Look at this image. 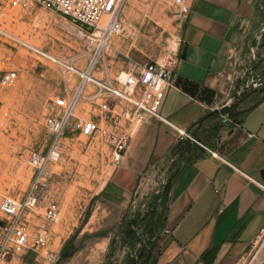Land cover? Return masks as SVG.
<instances>
[{"label":"rangeland","instance_id":"obj_1","mask_svg":"<svg viewBox=\"0 0 264 264\" xmlns=\"http://www.w3.org/2000/svg\"><path fill=\"white\" fill-rule=\"evenodd\" d=\"M253 11L251 29L231 54L223 75L226 87L218 108L229 119L234 109L242 113L264 97V0H253ZM120 19L122 35L112 39V49L101 55L97 78L104 67L113 78L130 60L175 59L184 17L174 0H127ZM0 27L54 57L74 59L80 69L86 67L95 46L77 27L40 6L22 11L11 9L9 0H0ZM10 70L17 71L19 79L12 88H0V195L22 196L33 177L26 152L47 149L44 117L51 101L67 93L54 66L40 64L0 40V78ZM67 136L59 162L46 173L35 211L40 224L45 202L59 207L60 223L51 229L48 246L57 253L55 264H130L134 259L140 264L139 251L150 248L162 231L165 188L176 168H161L156 183L132 198L125 210L118 209L103 200L101 192L116 168L107 149L98 141ZM127 231L134 239L126 237ZM261 249L255 263L264 259V246Z\"/></svg>","mask_w":264,"mask_h":264},{"label":"crops","instance_id":"obj_2","mask_svg":"<svg viewBox=\"0 0 264 264\" xmlns=\"http://www.w3.org/2000/svg\"><path fill=\"white\" fill-rule=\"evenodd\" d=\"M183 1L189 14L159 113L194 142L163 124L139 125L103 200L125 210L161 168L174 166L153 264H264L250 262L264 229V97L230 119L218 108L227 63L253 23V0Z\"/></svg>","mask_w":264,"mask_h":264},{"label":"built area","instance_id":"obj_3","mask_svg":"<svg viewBox=\"0 0 264 264\" xmlns=\"http://www.w3.org/2000/svg\"><path fill=\"white\" fill-rule=\"evenodd\" d=\"M126 1L9 0L11 9L24 11L31 6H40L61 16L95 46L86 67L80 69L74 59L54 57L0 27V40L40 64L54 66L67 93L51 101L44 117L43 128L49 136L47 149L26 152V163L33 171L29 187L22 196L0 195V264H55L57 261V253L48 250V246L51 229L60 223L59 207L54 202H45L40 224L35 211L40 204L46 173L62 155L64 135L70 139L84 138L102 143L115 167L121 163L135 128L141 124H163L178 137L194 142L190 135L174 127L159 113L164 90L174 83L175 62L130 60L128 66L113 78L109 77L106 67L102 69L101 78L95 76L101 55L112 49V39L122 35L120 12ZM174 5L184 18L189 14V7L183 0H174ZM18 79L17 71H7L0 78V88H12ZM204 150L216 157L210 150ZM262 237L250 262L255 261L264 245V229L255 244Z\"/></svg>","mask_w":264,"mask_h":264},{"label":"trees","instance_id":"obj_4","mask_svg":"<svg viewBox=\"0 0 264 264\" xmlns=\"http://www.w3.org/2000/svg\"><path fill=\"white\" fill-rule=\"evenodd\" d=\"M171 179H172V177L168 181L167 186L165 188V193H164V199L165 200H166V196H167V192H168V188H169ZM164 213H165V211H164ZM163 221H164V217H163ZM161 225L163 226V222ZM162 226H161V228H162ZM132 227H133V225L129 226V228H132ZM155 227L156 226H154L153 228L155 229ZM157 228H158V226H157ZM126 237L134 239L132 231H127ZM157 240H158V237L156 236V239H155L156 242L153 245H151L150 248L146 247V246H143V248H141V250L139 251V255H138L140 257V259L142 260L140 264H153L154 259H155V249H156ZM130 264H137V260L134 259Z\"/></svg>","mask_w":264,"mask_h":264}]
</instances>
